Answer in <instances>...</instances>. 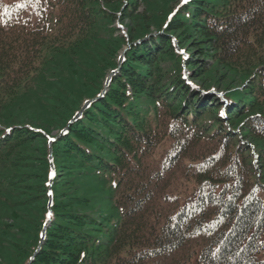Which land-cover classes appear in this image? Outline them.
<instances>
[{
	"label": "trees",
	"instance_id": "trees-1",
	"mask_svg": "<svg viewBox=\"0 0 264 264\" xmlns=\"http://www.w3.org/2000/svg\"><path fill=\"white\" fill-rule=\"evenodd\" d=\"M138 9L0 0V264H264V0Z\"/></svg>",
	"mask_w": 264,
	"mask_h": 264
},
{
	"label": "rangeland",
	"instance_id": "rangeland-1",
	"mask_svg": "<svg viewBox=\"0 0 264 264\" xmlns=\"http://www.w3.org/2000/svg\"><path fill=\"white\" fill-rule=\"evenodd\" d=\"M177 2H179V3L181 2L182 3V0H152L151 1L152 5H150V8H149L148 4L146 3V0H138V3H139L138 11L140 12V14L148 16V20H149V24H150L149 25V29H150L151 32H156L159 29V27H160L159 24H156L157 21L160 20V17L162 16V14L164 13V11L166 9L170 10V8H173V7L177 6L179 4V3L177 4ZM117 21L118 20L114 21L111 26H116L117 25ZM134 22L137 24V21H133L131 19L125 20L123 22L124 23L123 30L120 29L119 32L120 33H125L126 30H127L126 27L128 25L133 24ZM85 49H86V51H84V52L87 55H89L90 57H92L93 55H96V57H100V56H104L105 55L104 54L105 52L103 51L102 45L100 43H97V42H93V43L89 44L88 46L85 47ZM88 49H90V51ZM127 49L128 48H126V46L119 47L117 52H116V55L108 57V60H112V59L113 60H118L120 56H123V54L127 51ZM106 55H107V53H106ZM61 63H62V60H61ZM74 67L77 68L78 70H82V69L86 68L87 66L84 65V64H82V65L80 64V65L74 66ZM107 67L108 66L105 63H102V62H97L95 64L96 73L94 74V79L90 80L91 86L100 85L101 84L100 77L102 75H105L104 76V84L106 85L108 83L109 77H110V75H112L111 74L112 72L110 71V68L109 67L107 68ZM60 69H61V72H63V71L64 72H68L64 67H60ZM44 91H48L46 89V85L44 86V85H42L41 83L38 82L33 87L31 93L27 97L24 98V101L21 103V105L18 106V107L7 109L3 113V119L5 121L2 118L0 119V121H2L5 124L8 121L10 122V119H18V117L21 116V112H28L29 110H37L36 109L37 106H38L37 105V96L42 94V92H44ZM86 97H88L86 92H84L80 88H77V90L75 91V95L73 97V101L76 102V103L77 102H81V101L85 100ZM85 102H87V101H85ZM30 112H28L29 115L26 113L28 115V119L26 120V123H28V124L32 123V124H35V125H39L40 123L41 124L45 123V121H41V120H43L45 115H41V114L36 112L35 114L33 113V115L35 116V118H34V117L30 116L31 115ZM6 116H8V117H6ZM8 118H10V119H8ZM52 129H53L52 134H57L59 132V128L56 127V126H52ZM3 221H8L10 223L12 222V220L10 218H4ZM14 232H16V231H14ZM2 246H3L2 243H0V250L2 249ZM8 246L9 245L7 244V247ZM8 248L10 249L11 245ZM1 257L4 258V260L6 259L5 255H3L2 252L0 251V261L3 260V259H1ZM1 262H3V261H1Z\"/></svg>",
	"mask_w": 264,
	"mask_h": 264
},
{
	"label": "snow or ice",
	"instance_id": "snow-or-ice-1",
	"mask_svg": "<svg viewBox=\"0 0 264 264\" xmlns=\"http://www.w3.org/2000/svg\"><path fill=\"white\" fill-rule=\"evenodd\" d=\"M184 3H188V0H182V4H184ZM23 6V5H22ZM5 11H7V9H5ZM175 13H173V15H174ZM122 27V26H121ZM182 51V50H181ZM220 115L221 116H223V115H225V113L224 112H221L220 113ZM9 131H11L10 129H9ZM49 140H54L55 139V137H49L48 138ZM53 175H54V173H53ZM49 215H51V214H49Z\"/></svg>",
	"mask_w": 264,
	"mask_h": 264
},
{
	"label": "water",
	"instance_id": "water-1",
	"mask_svg": "<svg viewBox=\"0 0 264 264\" xmlns=\"http://www.w3.org/2000/svg\"><path fill=\"white\" fill-rule=\"evenodd\" d=\"M38 251L35 253L34 257L37 255Z\"/></svg>",
	"mask_w": 264,
	"mask_h": 264
}]
</instances>
